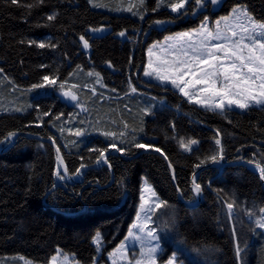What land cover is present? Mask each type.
<instances>
[{
  "label": "trees",
  "instance_id": "16d2710c",
  "mask_svg": "<svg viewBox=\"0 0 264 264\" xmlns=\"http://www.w3.org/2000/svg\"><path fill=\"white\" fill-rule=\"evenodd\" d=\"M93 3L0 0V86L4 93H19L15 105L22 108L0 114V148L9 143L10 132L51 137L70 175L81 164L97 160L98 152L89 149L108 151L111 143L126 149L120 152L125 157L112 152L106 157L108 163L82 169L78 182L67 179L62 169L64 179L54 174L59 164L49 142L21 134L0 151V258L48 264L60 251L79 264L106 262V254L126 236L140 189L147 182L160 200L175 208V234L183 245L208 252L211 264H264V232L253 222L264 208L263 184L252 167L233 164L248 161L264 167V107L208 111L168 87L142 81L139 74L152 42L193 30L205 17L213 22L236 6L264 21V0H218L216 5L204 0L195 15L189 10L159 26L156 20L167 21L177 14L166 8L153 11L157 0H144L143 9L131 8L134 13L124 12L127 0ZM194 6L195 0L187 5ZM52 14L56 18L49 21ZM97 28L105 31H91ZM121 31L125 37L119 35ZM81 36L89 44L87 49ZM41 42L55 47H37ZM45 75L56 82L44 84ZM33 84L44 86L32 89ZM133 87L155 99L132 95ZM64 89L74 93V103L62 100ZM148 105L152 110L145 115L142 109ZM77 129L83 131L80 137L74 134ZM104 132L115 133V138ZM181 138L198 144L185 151L179 146ZM217 138L220 146L215 144ZM134 141L160 147L169 159L152 149H136ZM221 148L223 159L218 156V161L227 165H209L210 160L201 164L195 181L203 197L197 206L187 207L179 194L187 202L196 200L191 178L200 167L195 166ZM233 200L234 218L228 220L225 205ZM247 211L255 216L250 219ZM97 231L102 239L99 252L93 243ZM161 244L159 260H166L176 249L164 240ZM237 245L242 249L239 262ZM177 260L194 264L184 255Z\"/></svg>",
  "mask_w": 264,
  "mask_h": 264
},
{
  "label": "snow or ice",
  "instance_id": "6c2138e0",
  "mask_svg": "<svg viewBox=\"0 0 264 264\" xmlns=\"http://www.w3.org/2000/svg\"><path fill=\"white\" fill-rule=\"evenodd\" d=\"M91 2V0H90ZM204 0H195L194 7H186L191 5V0H157V7L153 11H158L161 8H170L171 13L177 14L170 20L161 21L156 20L155 25L159 26L164 23H170L181 16L188 14L191 10L195 15L202 6ZM12 4H18L19 0H11ZM213 5L218 3V0H212ZM31 7V6H29ZM140 7L144 8V0H140ZM132 9L129 8L128 11ZM242 14L236 17L235 23L229 24L232 15L237 12ZM56 18L55 14L49 15L47 19L52 21ZM143 19V16H141ZM221 21L225 22V27L221 29ZM102 29H92L93 32H99ZM121 37H125L126 33L121 31ZM85 49L89 47L88 42L84 36L80 37ZM174 41V42H173ZM34 44L35 41H29ZM39 48L55 47V44L38 43ZM159 46V52L155 53L156 59H149V62L144 66V76L154 79L159 86L171 85L177 90L181 96L185 97L190 104L198 105L208 111H219L221 113L231 110L233 106L240 110H246L251 106L264 107V21H258L249 15L247 9L241 6H236L232 9V14L223 16L215 22V30L210 27L209 20L205 17L204 21L198 29L176 33L174 37H165V42H156L150 46L148 54L149 57L154 55L153 49ZM131 62V61H130ZM111 67V65L109 64ZM43 67V66H42ZM3 70L0 69V72ZM93 75V73H89ZM99 75L98 73L96 74ZM44 84H54L55 79H50L48 75L42 77ZM131 83V82H130ZM44 84H33L32 89L42 88ZM63 87V85H61ZM115 91V90H113ZM133 93L137 90L135 87L131 89ZM68 95V93H65ZM73 100L76 96L71 97ZM20 109H17L19 111ZM152 106L148 105L142 111L145 115L150 114ZM48 115V113H44ZM77 137L83 134V131L77 129L74 133ZM104 136H112L115 138V133L104 132ZM123 137V133L120 134ZM217 137L220 133L217 131ZM15 133H8L6 141L10 142ZM51 139V137H50ZM121 139V143H123ZM55 144V141H53ZM198 144L195 139H189L186 143L183 138L180 140V148L185 151L192 150V146ZM217 146L221 145V140H215ZM133 147L136 149L149 150L161 154L165 160L168 156L160 147H155L149 143L133 142ZM117 152H126V149L117 147L115 143L109 145ZM89 151L98 152L97 162L103 160L108 163L106 158L107 149H89ZM60 149L57 148V161L59 165H63V160L59 155ZM223 159V149L220 152L201 160L200 164L195 167H200L206 160L211 162H218ZM84 165L81 164V168ZM110 167V165H109ZM169 162V168H172ZM260 179L264 180V167H260ZM80 169H77L79 173ZM59 179H64L67 175V168H64V175L61 174L59 168L54 173ZM175 179V176H173ZM193 192L200 195L202 188L199 183L193 179ZM140 204L136 213V220L129 227L128 235L125 237V242H122L116 250L110 253V256L115 257L117 254L124 256L126 242L129 239H134L139 242L140 250L139 256L133 257L129 264H157L158 258L161 254V245L159 243V234L156 227H152L153 216L157 210L165 207L166 202L156 198V193L152 187L145 182L141 189ZM145 193H151L150 197H146ZM155 198L154 204H150V199ZM234 204L226 202L228 210V218H234ZM147 206V208H146ZM259 217L254 219L255 228L264 230V208L259 210ZM250 219L255 216L252 211L246 213ZM166 223L164 227H168ZM254 231V230H253ZM232 235L237 238L236 229L233 228ZM93 243L97 246V251H102L101 233L97 231L93 237ZM237 261L242 260V249L237 245L236 247ZM177 259L175 255L171 257L167 264H174Z\"/></svg>",
  "mask_w": 264,
  "mask_h": 264
},
{
  "label": "rangeland",
  "instance_id": "374dc122",
  "mask_svg": "<svg viewBox=\"0 0 264 264\" xmlns=\"http://www.w3.org/2000/svg\"><path fill=\"white\" fill-rule=\"evenodd\" d=\"M127 2H128V4L126 5V9L124 11L126 13H134V12H132V10L131 11H128V9L129 8H132V9H135L136 10V8H138L140 6V0H127ZM89 3L92 6H95L94 3H93V0H91V2L89 0ZM186 7H187V5H186ZM241 7L242 8H245L243 6H241ZM166 10H168L169 12H171L170 8H166ZM173 14H175V13H173ZM230 14H232V11L228 15H226V16H229ZM237 16H240L241 19H243L242 14L238 11L237 13H235L234 15H232V18H231V20L228 23L229 24L235 23V20H236V17ZM220 18L221 17L215 19L213 22H210L209 21L210 27H212L213 30H215V22L217 20H219ZM200 25H201V23H200ZM200 25L197 28H195V29H198L200 27ZM220 27H221V29H223L225 27V22L221 21ZM104 31L105 30L102 29L101 31L97 32L96 34H101ZM175 34L176 33L169 34V35H166L165 37H174ZM165 37L163 39H161V40L152 42L146 48V52H145L146 53V55H145V63L143 65L142 69H140V72H139L141 80L144 81V82H146V83H154V84L159 85L157 81H155L154 79L150 80V78L149 77H145L143 73H144V66L149 62V59L155 60L156 59L155 53H158L159 52V46H158L157 48L153 49L154 55L152 57H149L148 51H149L150 46L153 45L156 42H165ZM161 87H168V88H170L171 90L177 92L180 95V93L177 90L173 89L170 84L169 85H166V86H161ZM64 90H70V89H64ZM130 93L132 95L133 94L134 95L135 94L136 95H146V96L150 97L153 100L155 99L154 96H152L150 94L142 93V92H140L138 90L135 93H133L132 91H130ZM18 94L19 93L15 92V91H11V90H9L8 94L7 93H4L3 90H2V88H1V86H0V114L1 113H4V112H21L22 108H20V107L17 108L16 105H15V103L18 101L17 98H16V96ZM183 98H185V97H183ZM157 103H158V107H160V106L163 105V101L162 100H159ZM253 106H255V105H253ZM17 109H20V110L17 111ZM232 109L241 111L240 109H237L234 106H233ZM216 112H219V111H216ZM184 142L186 143L187 141L184 140ZM57 168H59V170L61 169L60 166H58ZM140 195H141V191H140ZM145 196L146 197H150L151 196V193H145ZM156 198H158L157 195H156ZM154 202H155V198H152L149 201L150 204H154ZM139 204H140V201H139ZM146 208H147V206H146ZM137 210H138V207H137ZM137 210H136V213H137ZM225 212H226V216L228 218V210H227V208H225ZM135 220H136V215L134 217V220H133L132 224L134 223ZM228 220H229V218H228ZM166 223L169 226L165 228L164 225ZM175 224H176V211H175V208L173 206L166 205L165 207H162V208L158 209L157 212H156V214L153 216V224L151 226L152 227H156L158 229L159 243L161 245V249H162L161 240H164L165 242L171 243L173 245V247L176 249V251L173 254H171V256L168 259H166V260H159V258H158L157 264H167V261L171 257H173V255H175L177 258L179 256L184 255L187 259H189L194 264H211L208 261V256H209V253L208 252L204 253L202 251H198V250L193 249V248H188L185 245H183V243L181 242V240H178L176 238V234H175ZM128 231H129V229H128ZM128 231H127L126 236L128 235ZM262 231L264 232V230H262ZM125 237L123 238V240L113 250L109 251L106 254V262H102V263H98V262L96 263L95 262L94 264H129V261L134 256L135 257H138L139 256V250H140V244H139V242L135 241L134 239H129L126 242V246H125V253L126 254L124 256H121L120 254H117L115 257L110 256V253H112L119 246H121L122 242H125ZM162 253H163V249L161 251V254ZM0 264H34V263H32L31 261L25 260L23 258H20V257L11 256V257H4L3 259L0 258ZM48 264H79V263H77L76 261H74L71 256L62 254L60 251H57L56 254L51 258V260H50V262ZM174 264H184V263L178 261L177 259H175L174 260Z\"/></svg>",
  "mask_w": 264,
  "mask_h": 264
},
{
  "label": "water",
  "instance_id": "95a60500",
  "mask_svg": "<svg viewBox=\"0 0 264 264\" xmlns=\"http://www.w3.org/2000/svg\"><path fill=\"white\" fill-rule=\"evenodd\" d=\"M65 93H68V95H65ZM73 95H74V93H73L72 91H70V90H64V91L61 93V98H62L63 101L72 104V103H74L75 100H76V99L73 100V99L71 98ZM21 134H27L28 136L36 137L37 139H39V140H41V141H45V142H49V143L53 144L54 149H55V152H56V154H57V148H58V147H57L56 144L53 143L54 140H53L52 138H51V139H50V138H44V137H41V136H38V135H32V134L24 133V132H17V133H15V136L12 137L11 141H10L7 145H5L4 147L0 148V151H3V150H5L6 148H8V147H9V146L15 141V139H16L19 135H21ZM141 151H150V150H144V149H142ZM112 152H116L118 155H120V156H122V157H125V155L121 154L120 152L115 151L114 148H111V149H109L108 151H106V157L108 156V154H110V153H112ZM157 153H158V152H157ZM158 154H160V153H158ZM59 155H60V157H61L60 152H59ZM61 158H62V157H61ZM62 160H63V159H62ZM100 163H103V160H101L99 163H98L97 160H96L93 164H91V165H87V166H84L83 168L79 167V168H78V169H80L79 173H77V171H76V173H75L74 175H70V174L68 173V171H67V175H65V177H66L67 179H69L70 181H72V182H78V181H80L81 178H82V174H81V170H82V169H84V168H90V167H95V166H97V165L100 164ZM214 164H215V165H218V166H224V165H227L226 163H221L220 161L215 162V163L212 162V163L209 164V165H214ZM229 164H231V163H229ZM233 164H245V165H248V166L252 167L254 173H256V174L258 175V177L260 178V169L257 167V164H253V163L248 162V161H238V162H235V163H233ZM59 166H60V168L62 169V171H63V173H64V168H65L64 161H63V165H62V166L59 165ZM202 168H203V167H200V168H199V169H198V170L192 175V178H191L192 187H193V179H194V178L196 179V176H197L198 172H199ZM170 170H171L172 180H173V182L175 183V179H173V176H174V170H173V168H170ZM260 180H261V179H260ZM261 182H262V184H263V188H264V180H261ZM179 197H180V201H181V203H183V204L186 205L187 207H195V206H197L198 203L202 200L203 194H202V191H201L200 195H197L196 200L193 201V202H187V201H185V200L182 198V196H181L180 194H179Z\"/></svg>",
  "mask_w": 264,
  "mask_h": 264
}]
</instances>
